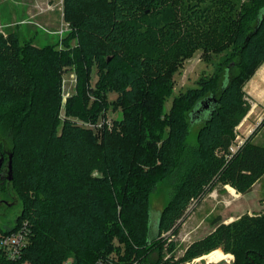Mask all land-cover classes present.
<instances>
[{"label": "trees", "instance_id": "1", "mask_svg": "<svg viewBox=\"0 0 264 264\" xmlns=\"http://www.w3.org/2000/svg\"><path fill=\"white\" fill-rule=\"evenodd\" d=\"M159 1L63 0L64 20L78 39L63 52L0 34V190L6 179L22 201L12 229L27 219L33 231L17 264H113L107 235L120 217L123 259L138 255L123 264H147L155 247L175 251L174 240L166 245L162 235L176 236L213 188L230 186L244 195L264 176V146L252 135L231 152L236 127L250 107L244 85L264 62V0H257L260 5L251 7L236 27L233 48L219 67L221 85L216 76L204 80L175 97L168 112L172 69H165L159 55L128 51L139 44L140 35L131 22ZM192 29L189 35L214 33L200 24ZM76 62L88 80L97 67V90L81 79V95L68 100L67 114L77 115L75 109L89 103V92L96 98L91 114H98L102 101L115 92L124 109V117L115 121L122 134L117 141L104 130L99 143L70 118L58 133L60 73ZM94 170L101 176H92ZM159 181L173 190L155 216L150 201ZM126 210L131 213L122 215ZM220 246L234 254L233 264H264V214L220 224L191 243L180 259L156 264H181Z\"/></svg>", "mask_w": 264, "mask_h": 264}, {"label": "rangeland", "instance_id": "2", "mask_svg": "<svg viewBox=\"0 0 264 264\" xmlns=\"http://www.w3.org/2000/svg\"><path fill=\"white\" fill-rule=\"evenodd\" d=\"M260 3L257 0H160L156 6L150 8L148 14H140L131 22L140 35L139 44L131 46L129 53H139L143 56L159 55L167 63L165 69L171 68L173 71L172 93L164 106L166 112L171 108L175 97L182 95L188 89L199 87L204 80L216 76L220 78L221 85L223 72H219V67L223 66V60L233 48L232 41L236 27L244 20L246 12L250 13L251 7L259 6ZM29 6L30 10L26 11ZM0 19L4 25L0 27V34L5 37L16 34L21 44L31 42L39 48L51 46L58 52L78 44V39L73 37V29L64 20L63 0H32L28 5L24 0H0ZM196 24L211 28L214 32L213 36L189 35L193 30L192 26ZM169 47L171 49H168ZM78 64L76 62L65 65L60 73L61 100L56 112L58 133L62 132L64 121L70 118L90 131L99 143L104 130H108L112 140L117 141L122 134L115 126V121L124 117V109L116 102L118 95L115 92L107 95L106 102L102 101L98 114H91L90 110L96 100L93 92H89L90 100L87 105L81 103L75 109L77 115L67 114L68 100L74 95H81L84 86L81 79L85 81V85L88 86L89 82L91 87L97 90L99 71L97 67L94 66L88 80V77H85L86 73L83 72L84 69ZM252 74L243 88L250 107L236 127L237 134L231 152H236L251 135L255 143L264 146V62L258 65ZM87 86L85 91L88 90ZM80 112H84L85 115H79ZM96 158L98 161L101 157L96 156ZM5 175L8 176L7 173ZM92 176H101L99 170H94ZM4 181L2 183V188L3 184L5 185L4 189L0 190V230L2 231L14 227L17 217L23 210L17 192L8 182L6 183V179ZM171 190H173L172 186L166 181L158 182L150 201L154 215H158L170 201ZM199 204L182 222L176 236H171L170 232L162 235L166 245L170 240H174L175 251L169 253L167 250L161 251L155 247L145 259L147 264H156L169 257L175 262L185 255L191 243L209 235L220 224L239 221L243 215L264 214V176L255 184L251 192L244 194L240 199L239 196H233L227 186L218 185ZM120 209L121 207L119 212L122 211ZM129 213L131 212L126 210L122 215L127 216ZM121 221V217L118 218V224L114 229H110V234L107 235L112 238L113 248L109 249L108 257L113 264L132 262L134 257L138 256L133 254L127 261L123 259L125 243L121 242L119 239L121 237L117 235L118 226L123 222ZM118 247H121L120 253ZM217 249L221 251L212 253H217L223 261L210 264L234 263V254L225 251L222 246ZM193 259L195 258H187L185 262ZM201 264H206V261L203 260Z\"/></svg>", "mask_w": 264, "mask_h": 264}, {"label": "built area", "instance_id": "3", "mask_svg": "<svg viewBox=\"0 0 264 264\" xmlns=\"http://www.w3.org/2000/svg\"><path fill=\"white\" fill-rule=\"evenodd\" d=\"M12 228L5 231L0 230V264H17L31 244L33 231L29 220H23L15 229ZM201 258H195L183 264H201L205 260ZM205 261L206 264L212 263ZM64 264H72V261L68 260Z\"/></svg>", "mask_w": 264, "mask_h": 264}, {"label": "bare ground", "instance_id": "4", "mask_svg": "<svg viewBox=\"0 0 264 264\" xmlns=\"http://www.w3.org/2000/svg\"><path fill=\"white\" fill-rule=\"evenodd\" d=\"M229 190H230L231 192H233V193L236 192L235 189L232 188V187H229ZM202 259L208 260L209 262H215V261L217 262V261L221 260L220 257H219L218 255L213 254V253H210V254H208V255L203 256V257L201 258V260H202ZM226 259H227V258H226Z\"/></svg>", "mask_w": 264, "mask_h": 264}, {"label": "crops", "instance_id": "5", "mask_svg": "<svg viewBox=\"0 0 264 264\" xmlns=\"http://www.w3.org/2000/svg\"><path fill=\"white\" fill-rule=\"evenodd\" d=\"M25 2H26V5H28L29 3L31 4V2H32V0H24ZM30 10V6H29V8H27L26 9V11H29ZM21 21H23V20H21ZM7 25V24H6ZM0 26H4L3 25V23H2V21H1V19H0ZM8 26V25H7ZM254 140V139H253ZM230 186H227V188H229ZM254 189V188H253ZM236 191V190H235ZM231 192V191H230ZM231 194L233 195V196H235V197H238L239 196V199L240 198H242L243 197V195L242 194H238L237 193V191L235 192V193H233V192H231ZM237 201V200H236ZM235 201V202H236ZM263 208H264V205H263ZM238 209V208H237ZM237 209H234L235 211H238ZM223 260H221L220 262H222ZM216 262V261H215ZM215 262H212V263H215ZM216 263H218V262H216Z\"/></svg>", "mask_w": 264, "mask_h": 264}, {"label": "water", "instance_id": "6", "mask_svg": "<svg viewBox=\"0 0 264 264\" xmlns=\"http://www.w3.org/2000/svg\"><path fill=\"white\" fill-rule=\"evenodd\" d=\"M211 100H213V101H214V99H213V98H210V99H209V101H211ZM205 107H206V108H208L209 106H208V105H206ZM11 174H12V163H11V161H10V175H11ZM11 178H12V177L10 176V177H9V179L11 180Z\"/></svg>", "mask_w": 264, "mask_h": 264}]
</instances>
